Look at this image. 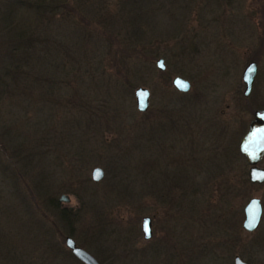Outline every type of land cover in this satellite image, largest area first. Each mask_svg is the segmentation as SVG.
I'll use <instances>...</instances> for the list:
<instances>
[{
	"label": "rangeland",
	"instance_id": "rangeland-1",
	"mask_svg": "<svg viewBox=\"0 0 264 264\" xmlns=\"http://www.w3.org/2000/svg\"><path fill=\"white\" fill-rule=\"evenodd\" d=\"M68 1L82 18L0 0V264H80L65 236L99 264H264V183L222 149L264 107V0ZM252 196L258 226L228 229Z\"/></svg>",
	"mask_w": 264,
	"mask_h": 264
},
{
	"label": "water",
	"instance_id": "water-1",
	"mask_svg": "<svg viewBox=\"0 0 264 264\" xmlns=\"http://www.w3.org/2000/svg\"><path fill=\"white\" fill-rule=\"evenodd\" d=\"M162 58H157L154 62L155 67L160 71L164 70L165 64ZM256 64L254 61L248 62L242 70L241 80L244 83L243 95H247L251 81L255 75ZM173 87L179 91H186L189 87L187 80L174 76L171 79ZM149 91L146 87L137 86L133 90V98L135 108L139 112H143L148 104ZM238 151L244 157L248 164L247 179L251 183H261L264 181V167L258 166L257 163L264 155V109H257L253 112V118L249 122L246 133L241 137L238 144ZM99 170V175H96ZM90 180L97 182L103 177V170L99 166H93L89 173ZM68 196L61 194L58 197L59 201L67 202ZM261 208L259 199L255 196L250 197L243 206L242 228L246 231L253 230L260 218ZM140 232L143 239H148L151 236V219L144 215L140 218ZM64 246L69 250L70 254L82 264H99L97 260L85 251L83 248L76 245L75 241L69 237H64ZM233 264H247L239 259L238 256L233 257Z\"/></svg>",
	"mask_w": 264,
	"mask_h": 264
},
{
	"label": "trees",
	"instance_id": "trees-1",
	"mask_svg": "<svg viewBox=\"0 0 264 264\" xmlns=\"http://www.w3.org/2000/svg\"><path fill=\"white\" fill-rule=\"evenodd\" d=\"M15 1V0H14ZM19 1V5H22L25 8V5H32V7H40V10H42V12L50 13L47 16L49 18H55L56 14L61 15L62 17H72L75 18L79 12V8L76 9L74 6L71 5L70 1L68 0H57L56 4H51V0H34L35 2H33V0H17ZM38 4V5H37ZM29 7V6H28ZM26 9V8H25ZM79 18H82V15L78 14ZM49 71V70H47ZM51 71V69H50ZM49 82H51L50 79H48ZM33 81V80H32ZM48 94H51V91L48 90ZM85 107L87 108L88 105H85ZM88 110H90L89 108H87ZM86 110V109H85ZM91 114V112H89ZM93 115L95 116V113H93ZM90 128H93L91 126H89ZM229 146V147H228ZM229 148V149H228ZM234 148V152L236 153V155H238L239 158V152H238V148H236V140L234 141V139L232 138V136L230 137V140L227 142V144H225V146L222 147V149H224V153L227 155L229 153V157L228 160L232 161L233 160V151L232 149ZM238 179L242 182V184L244 185H250L252 186L247 179L244 177L243 175V171H240V173L238 174ZM235 195H240L239 191L235 192ZM55 206L57 205V201H55L53 203ZM59 215L62 217V215H69V212L67 210H62V208L58 211ZM241 214L236 217V219L233 218V220H231L227 225H228V229H231L234 225H236L237 223L239 224V220H240ZM263 249V248H262ZM72 258H74L71 255ZM78 263L82 264L81 262H79L76 258H74ZM247 261H249V259H247Z\"/></svg>",
	"mask_w": 264,
	"mask_h": 264
},
{
	"label": "flooded vegetation",
	"instance_id": "flooded-vegetation-1",
	"mask_svg": "<svg viewBox=\"0 0 264 264\" xmlns=\"http://www.w3.org/2000/svg\"><path fill=\"white\" fill-rule=\"evenodd\" d=\"M250 62V61H249ZM255 64H256V62H255ZM245 67V66H244ZM165 69V68H164ZM256 69H257V66H256ZM241 74H242V72H241ZM255 74H256V71H255ZM254 77H255V75H254ZM254 77H253V79H254ZM240 78H241V76H240ZM253 79H252V81H251V86H252V82H253ZM241 82H242V80H241ZM170 83H171V81H170ZM189 83V82H188ZM243 83V82H242ZM172 85V84H171ZM251 86H250V90H249V92H248V94L245 96V95H243V90H244V83H243V90H242V95L246 98V97H248L249 96V94H250V91H251ZM175 88V87H174ZM176 89V88H175ZM188 89H189V87H188ZM188 89L186 90V91H179L178 89H176L178 92H181V93H185V92H187L188 91ZM148 100H149V97H148ZM147 108H148V104H147V107H146V109L144 110V111H146L147 110ZM257 109H264V107H260V108H253L252 110H251V118L248 120V123H247V125H246V128L244 129V131L240 134V138H239V141H238V144H239V142H240V139H241V137L246 133V131H247V129H248V126H249V122L252 120V118H253V112L255 111V110H257ZM143 111V112H144ZM222 139H224V137H222ZM230 139H229V137L228 138H226V141L228 142ZM238 144H237V148H238ZM239 152V151H238ZM239 155H240V157L243 159V161L245 162V159H244V157L239 153ZM263 157H264V155L261 157V159H260V161L257 163V165L258 166H261V165H259L260 164V162H261V160L263 159ZM245 165H246V167L248 168V164L245 162ZM261 167H264V166H261ZM247 168H246V170L244 171L243 170V175H244V177L247 179V174H246V172H247ZM247 181H248V179H247ZM249 182V181H248ZM251 185H261V184H263L264 183V181H262L261 183H251V182H249ZM253 197V196H252ZM255 197H257V196H255ZM258 199H259V197H257ZM247 202V201H246ZM245 202V203H246ZM259 203H260V208H261V213H260V218H261V214H262V210H263V204H262V202L260 201V199H259ZM244 206V205H243ZM243 206H242V210H241V214H242V219H241V221H240V223L238 224L237 223V228H238V226L242 229V231H244V232H246V233H250V232H252L257 226H258V224H259V221H260V218H259V221H258V223H257V225H256V227L253 229V230H251V231H246V230H244L243 228H242V225H241V223H242V220H243ZM151 219V218H150ZM236 228V229H237ZM231 230V229H230ZM151 236H152V228H151ZM151 236L148 238V239H144V240H149L150 238H151ZM233 236H235V238L236 239H239V234L237 233L236 234V232H234L233 233ZM143 239V238H142ZM234 256H238V255H233V257ZM233 257H232V261H231V264H233ZM239 257V256H238ZM239 259H241L240 257H239ZM242 260V259H241ZM242 261H244V260H242ZM244 262H246V260L244 261ZM247 263V262H246ZM248 264V263H247Z\"/></svg>",
	"mask_w": 264,
	"mask_h": 264
},
{
	"label": "snow or ice",
	"instance_id": "snow-or-ice-1",
	"mask_svg": "<svg viewBox=\"0 0 264 264\" xmlns=\"http://www.w3.org/2000/svg\"><path fill=\"white\" fill-rule=\"evenodd\" d=\"M96 175H99V170H97Z\"/></svg>",
	"mask_w": 264,
	"mask_h": 264
}]
</instances>
